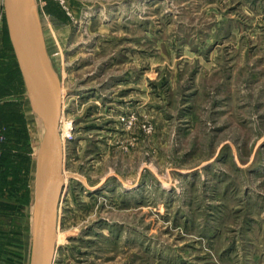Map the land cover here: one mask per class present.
<instances>
[{"label": "rangeland", "instance_id": "374dc122", "mask_svg": "<svg viewBox=\"0 0 264 264\" xmlns=\"http://www.w3.org/2000/svg\"><path fill=\"white\" fill-rule=\"evenodd\" d=\"M35 7L63 89L54 264H264V0ZM43 133L0 0V264L30 262Z\"/></svg>", "mask_w": 264, "mask_h": 264}, {"label": "water", "instance_id": "95a60500", "mask_svg": "<svg viewBox=\"0 0 264 264\" xmlns=\"http://www.w3.org/2000/svg\"><path fill=\"white\" fill-rule=\"evenodd\" d=\"M3 7L9 37L26 90L36 114L44 124L36 160L29 264H53L64 189L62 82L46 49L35 0H3Z\"/></svg>", "mask_w": 264, "mask_h": 264}, {"label": "trees", "instance_id": "16d2710c", "mask_svg": "<svg viewBox=\"0 0 264 264\" xmlns=\"http://www.w3.org/2000/svg\"><path fill=\"white\" fill-rule=\"evenodd\" d=\"M3 206H5V207H7V208H11V209H13L14 207L13 206H10V205H3Z\"/></svg>", "mask_w": 264, "mask_h": 264}, {"label": "bare ground", "instance_id": "6f19581e", "mask_svg": "<svg viewBox=\"0 0 264 264\" xmlns=\"http://www.w3.org/2000/svg\"><path fill=\"white\" fill-rule=\"evenodd\" d=\"M38 154V153H37Z\"/></svg>", "mask_w": 264, "mask_h": 264}, {"label": "built area", "instance_id": "2783aa9c", "mask_svg": "<svg viewBox=\"0 0 264 264\" xmlns=\"http://www.w3.org/2000/svg\"><path fill=\"white\" fill-rule=\"evenodd\" d=\"M54 264V263H53Z\"/></svg>", "mask_w": 264, "mask_h": 264}]
</instances>
